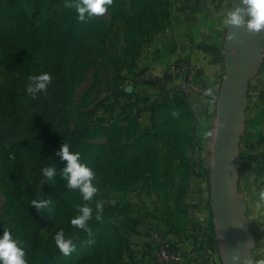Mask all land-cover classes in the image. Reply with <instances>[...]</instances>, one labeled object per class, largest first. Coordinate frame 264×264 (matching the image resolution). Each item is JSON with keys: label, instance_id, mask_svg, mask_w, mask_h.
<instances>
[{"label": "rangeland", "instance_id": "rangeland-1", "mask_svg": "<svg viewBox=\"0 0 264 264\" xmlns=\"http://www.w3.org/2000/svg\"><path fill=\"white\" fill-rule=\"evenodd\" d=\"M63 1L0 0V8L10 5L17 13L20 12L28 18L34 16L29 27H25L30 43L27 52L22 56L23 67L17 76V116L14 122L0 119V154L2 149L15 144L26 175L32 166L33 151L27 145L26 137L30 134L34 136L43 127V115L38 112L37 105L49 97V87L34 95L28 93V77L43 72L49 59H65L72 49L71 45L57 44L60 21L66 14ZM179 1L112 0L105 13L96 15L89 21L92 30L85 41L88 60L73 88L68 120L71 128L82 129L81 150L92 152L86 166L95 173L94 184L98 192L93 201H84L79 189L68 186L67 177L63 174L66 164L61 162L57 164L55 174L50 180L49 191L56 196L62 190L69 191L74 206L71 219L79 215L80 207H92L93 218L88 225L97 215V201L101 202L99 220L108 222L119 235L121 252L114 257V264H152L155 250L147 253L148 255H134L132 240L141 235L150 239L160 227L164 233H178L187 241L190 236L187 233V220L191 205L200 212V223H204L198 225L199 229L195 234L199 252L195 262L208 264V261H213V264H221L219 233L209 206L208 167L211 163L213 104L208 98L212 92H209L206 71L199 70L200 72L194 74V80L190 73L183 77L181 72L179 76L184 82L175 86L166 87L165 76L159 81L162 84L158 87L155 84L146 85L151 90L152 102L163 97L165 100L160 101L161 106L176 103L181 107L182 113L176 121L175 129L169 130L167 138L150 141L149 158L138 151L131 154L130 157L133 156L138 164L130 170L123 169V164H118L119 154L114 150L118 143H126L129 147L133 145L136 133L144 126L131 122L120 127L117 123L118 114L108 115L109 101H102L127 84L118 82L121 75L130 71L126 64L137 50L139 54L147 47V54L152 56L155 39L166 36ZM196 1L200 3L202 12L207 8L208 12L212 9L218 12L219 8L226 15L230 10L231 0ZM75 2L78 0H74ZM47 6L50 11H47ZM45 15L56 21L57 26L47 27L44 22ZM138 17H148V23L143 28L136 29L135 35L139 38L136 41L134 37L130 38L128 29ZM226 27L227 24L224 23L220 40L212 46L202 43L203 47L200 48L211 56L212 62L218 64L222 76L225 72L222 43ZM6 29L8 30L7 27ZM5 81L6 69L0 61V90L3 89ZM260 81L264 85L261 67L249 82L250 138L248 152L245 147L242 152L240 150L238 181V192L247 202L246 216L255 237V264H264V204L258 206V193L264 188V149L261 148L264 141L261 143L259 140L264 135V91L258 87ZM96 106L101 109L96 112V120L89 122L88 113ZM92 123L95 124L92 126ZM167 126L170 127V123ZM5 195L6 186L0 164V235L6 230ZM70 221L68 224L59 223L56 217L45 215L39 224L37 252H44L52 245L56 247L53 237L56 231L63 229L65 235L72 239L75 250L67 256L59 251V255L48 264H109L104 239L75 228ZM199 245L202 246L200 250ZM78 249H81L80 253ZM143 255L148 258L142 257Z\"/></svg>", "mask_w": 264, "mask_h": 264}, {"label": "trees", "instance_id": "trees-1", "mask_svg": "<svg viewBox=\"0 0 264 264\" xmlns=\"http://www.w3.org/2000/svg\"><path fill=\"white\" fill-rule=\"evenodd\" d=\"M69 3H74V0H64L62 4L66 14L60 21L57 44L59 46L71 45L72 49L67 53L65 59H49L44 67L43 72L50 73L52 80L48 86V100L41 101L37 105L38 112L43 115V127L37 130L34 136L30 134L26 137L27 145L33 148L32 166L29 174H24V165L15 144L2 149L0 154L3 180H5L6 186L4 201L6 230L21 242L28 264H48L59 255V249L54 245L44 252H37L38 230L42 218L45 215H50L56 217L59 223L66 222L68 224L74 208L69 191L62 190L58 196L50 193L49 184L52 177H46L43 169L52 168L55 170L58 163H67L59 154L64 144L69 146L70 152L79 153V161L84 165L92 155L91 151H83L80 148L82 129L71 128L68 120L73 88L83 65L88 60L85 41L92 28L87 14H85L84 20L78 19L76 10L66 6ZM47 11H50L49 6H47ZM47 14L48 12H46ZM46 15L44 22L47 27H56V21L49 19ZM33 18L34 16L28 18L20 12L17 13L10 5L0 8V61L6 69V81L3 89L0 90V119L13 120L14 122L17 116L18 101L15 92L17 76L23 67L22 56L27 52L30 43L27 40L25 27H29ZM147 23L148 17L146 19L144 17L136 18L128 29L130 38L134 37L136 41H139L135 31L137 28H143ZM137 54L138 50L126 64L130 67L128 69L130 71L126 75H121L118 82H127V84L112 93L107 99L102 100L109 101L108 115L117 113L118 117H130L131 122L135 124H140L138 119L142 113H149V122L138 134L136 133L133 140L134 146L129 147L122 142L115 147L114 151L119 154L118 164L120 166L123 164V169L128 168L129 170L138 164L133 156L130 157L131 154L138 151L143 153L144 157L149 158L150 141L167 138L169 130L175 129L176 121L182 113L181 107L176 103L161 106L160 101L165 100L163 97L152 102L148 98L139 97L134 91L129 93L125 91L127 86H132V89L137 86L133 81L136 72L131 73ZM99 109L101 108L96 106L93 111H90L91 114L88 113L87 120L89 122L96 120V112ZM173 112L177 115L173 116ZM168 123H170V127L167 126ZM94 124L92 123V126ZM91 128L93 129V127ZM1 140L2 136L0 135V142ZM128 147L129 151H127ZM121 159L126 160L122 161ZM32 200L45 201L46 203L37 209L31 203ZM89 229L90 231H85L87 234L104 239L107 246L108 262L114 264V257L121 252L119 235L115 229L108 222L96 219L89 223ZM77 251L80 253L81 249ZM134 255L137 254L134 253Z\"/></svg>", "mask_w": 264, "mask_h": 264}, {"label": "water", "instance_id": "water-1", "mask_svg": "<svg viewBox=\"0 0 264 264\" xmlns=\"http://www.w3.org/2000/svg\"><path fill=\"white\" fill-rule=\"evenodd\" d=\"M243 7L241 0H231L229 12ZM241 15L246 18L245 12ZM222 53L225 72L216 99L217 125L208 167L209 206L219 233L221 264H255V237L238 181L249 82L264 61V30L250 33L243 26L227 24Z\"/></svg>", "mask_w": 264, "mask_h": 264}, {"label": "crops", "instance_id": "crops-1", "mask_svg": "<svg viewBox=\"0 0 264 264\" xmlns=\"http://www.w3.org/2000/svg\"><path fill=\"white\" fill-rule=\"evenodd\" d=\"M193 1L194 0H180L177 2L172 18V24L167 30L166 36H158L157 39H155L152 56L147 54V47L139 52L136 60L134 61V67L131 73L150 68L151 70H149L154 75H162L163 77L165 76L167 82H164V85L169 87L184 82L182 77L179 75L170 76L166 74L168 67L172 63L177 62L175 64L180 66L181 71L183 72V77H185L184 74L190 73L192 78L194 77L193 80L196 79L194 74L199 70L202 72L206 71V74L208 75V79L206 80H208L209 92H212V95H210L208 98L213 104V123L211 136V139H213L215 127L217 125L216 99L218 97L223 76L221 71L219 73L218 64L212 62L211 56L202 52V49L200 48L203 47L202 43L212 46L217 40L221 39V36L223 35L225 12L221 11L219 8L218 12L213 9L211 12H208V8L204 9L202 12V9L199 7L200 3H198L196 0L195 2ZM194 6L195 8H193ZM261 76L264 79V61L261 65ZM259 84L260 85L258 87L262 88L264 91V85L262 81H260ZM131 91H134V93L139 97L148 98L150 101L152 100L151 90L146 85L135 87L127 92L129 93ZM245 115V130L241 137L240 144L241 152L243 151V147H245V151L247 150L246 152H248L249 146L250 130L248 124V103ZM148 116L149 115L146 112L142 113L138 119V122H140L143 126H146L149 122ZM130 122V117L123 118V116H121L117 119V123L120 127L127 126ZM129 137H131V135ZM259 140L262 143L264 141V135H262ZM261 148L264 149V144H262ZM262 190H264V188ZM190 209V214L187 220V230L195 228L196 225L201 226L200 224H204L200 223V212L196 210L195 206L191 205ZM157 229V233H164L161 227ZM132 248L135 251L134 253L137 255H141L142 253L149 254L151 251H156L157 243L152 237L147 239L141 235L140 237L137 236L132 240ZM200 248H202V246L199 245V250ZM207 252H209V250ZM145 258H148V256ZM199 263L201 262H195V260L189 258H184L183 260V264ZM213 263V261H208V264Z\"/></svg>", "mask_w": 264, "mask_h": 264}, {"label": "clouds", "instance_id": "clouds-1", "mask_svg": "<svg viewBox=\"0 0 264 264\" xmlns=\"http://www.w3.org/2000/svg\"><path fill=\"white\" fill-rule=\"evenodd\" d=\"M112 0H78L75 3H69L66 6L75 8L78 19L84 20L85 14L88 18L103 14L107 11V7L111 5ZM243 8H237L225 15L224 23L232 26H243L248 32L255 33L264 30V0H241ZM246 13V18L241 15ZM30 83L26 87V91L31 94L36 92H44L51 83L52 77L48 72H41L30 75L28 77ZM173 116L177 114L172 113ZM59 154L65 160L66 167L63 174L67 177L68 186L77 188L82 193L84 201H93L98 192L96 184H94L95 173L86 165L80 163L79 153L70 152L67 144L62 145ZM43 173L46 177H52L55 170L52 168H44ZM258 206L264 204V190L258 193ZM31 203L37 208H41L45 201L32 200ZM101 202L97 201L96 220L100 219ZM93 218V209L88 205H84L79 209V215L73 217L70 224L77 229L90 231L88 222ZM56 247L65 256L71 254L75 250V245L71 238L65 235V231L60 229L55 232L53 237ZM0 264H28L25 259V249L21 242L14 238L8 230L3 231L0 235Z\"/></svg>", "mask_w": 264, "mask_h": 264}, {"label": "built area", "instance_id": "built-area-1", "mask_svg": "<svg viewBox=\"0 0 264 264\" xmlns=\"http://www.w3.org/2000/svg\"><path fill=\"white\" fill-rule=\"evenodd\" d=\"M181 72L180 66L174 63L168 67L166 74L177 76ZM162 78V75H153L150 70L142 69L136 72L133 81L137 84L136 87L149 84H155L158 87L162 84V82H159ZM127 87H131L132 89V86ZM126 88L125 91L127 92ZM197 229H199L198 225L195 228L187 230V233L190 235L189 237L187 236V241L175 233L154 232L152 238L157 243V249L153 255L152 264H183L184 258L193 260L198 258V240L195 237Z\"/></svg>", "mask_w": 264, "mask_h": 264}]
</instances>
